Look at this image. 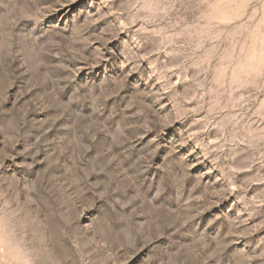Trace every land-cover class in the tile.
<instances>
[{
    "label": "rangeland",
    "instance_id": "1",
    "mask_svg": "<svg viewBox=\"0 0 264 264\" xmlns=\"http://www.w3.org/2000/svg\"><path fill=\"white\" fill-rule=\"evenodd\" d=\"M0 264H264V0H0Z\"/></svg>",
    "mask_w": 264,
    "mask_h": 264
}]
</instances>
